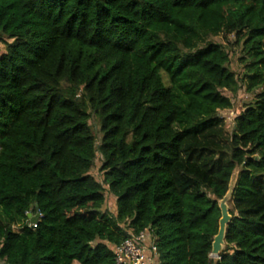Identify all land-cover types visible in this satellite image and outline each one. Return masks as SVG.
I'll return each instance as SVG.
<instances>
[{"label":"trees","instance_id":"trees-1","mask_svg":"<svg viewBox=\"0 0 264 264\" xmlns=\"http://www.w3.org/2000/svg\"><path fill=\"white\" fill-rule=\"evenodd\" d=\"M0 43V264H264V0H0Z\"/></svg>","mask_w":264,"mask_h":264},{"label":"rangeland","instance_id":"rangeland-1","mask_svg":"<svg viewBox=\"0 0 264 264\" xmlns=\"http://www.w3.org/2000/svg\"><path fill=\"white\" fill-rule=\"evenodd\" d=\"M212 41L214 43L222 45L225 48V50L229 53L228 68L231 72H233L235 74V76L238 79L241 78L242 73H243V68H242V65L238 62V59L240 57L239 49L238 50L235 49L231 53L230 50H228L227 42L225 40H223V38H221V37L213 38ZM4 52H5L4 46H3V44L0 43V55L4 54ZM255 93H257V92H255ZM254 94L246 92L244 86H241L240 90L237 92V94L235 96H231L230 94L225 93V95L231 99L232 110L219 112V116L224 121L225 128L229 133L232 131L233 119L241 112L243 106L246 105L248 102H250L253 99ZM90 125H91L92 132L94 134V137H95V139L97 141V145H98V141L100 140L101 136L99 133V128H98V124H97L96 120L91 119ZM100 165H101V160H100V157L97 156V158L94 162V166L90 170V174L98 182L102 181V179H101L102 175L99 173ZM237 173H238V170H236L234 172V174L231 178L230 186H229L230 192L232 190L233 185L235 184ZM104 189H105L104 195L107 198V204L103 206L102 210H106V208H107L108 211L114 215L115 211H116V199L106 192L107 187L104 186ZM228 208H229V206H228ZM18 228L19 227H17V229L14 228L13 231L19 232ZM148 243H149V240L146 239L145 244H148ZM223 249H224V245H223L222 251H223ZM212 259H215V258L212 257ZM73 264H77V263H73Z\"/></svg>","mask_w":264,"mask_h":264},{"label":"built area","instance_id":"built-area-1","mask_svg":"<svg viewBox=\"0 0 264 264\" xmlns=\"http://www.w3.org/2000/svg\"><path fill=\"white\" fill-rule=\"evenodd\" d=\"M38 215V220L40 219V214L36 212L32 217ZM36 223H30L27 220L28 228L35 229ZM17 227H12L13 229ZM147 238L146 232H141L134 236L132 239L124 241L122 244L114 248V262L115 264H156L157 251L152 242L145 244ZM212 258V256H210ZM217 259V256L214 257Z\"/></svg>","mask_w":264,"mask_h":264},{"label":"water","instance_id":"water-1","mask_svg":"<svg viewBox=\"0 0 264 264\" xmlns=\"http://www.w3.org/2000/svg\"><path fill=\"white\" fill-rule=\"evenodd\" d=\"M229 190L224 196V198L218 204L221 217L218 222V232L212 241L211 254H210V256L212 257L218 256V254L222 252V248L224 245L225 228L230 221V216L228 214V205H227L231 197V192ZM27 218L30 220V223L34 224L38 220V215L32 217L31 214H27Z\"/></svg>","mask_w":264,"mask_h":264},{"label":"clouds","instance_id":"clouds-1","mask_svg":"<svg viewBox=\"0 0 264 264\" xmlns=\"http://www.w3.org/2000/svg\"><path fill=\"white\" fill-rule=\"evenodd\" d=\"M211 258V257H210Z\"/></svg>","mask_w":264,"mask_h":264}]
</instances>
